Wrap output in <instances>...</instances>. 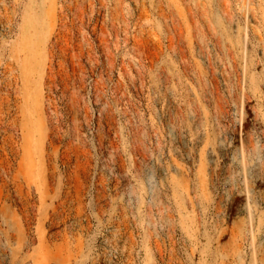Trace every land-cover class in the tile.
I'll use <instances>...</instances> for the list:
<instances>
[{
    "label": "rangeland",
    "instance_id": "374dc122",
    "mask_svg": "<svg viewBox=\"0 0 264 264\" xmlns=\"http://www.w3.org/2000/svg\"><path fill=\"white\" fill-rule=\"evenodd\" d=\"M0 264H264V0H0Z\"/></svg>",
    "mask_w": 264,
    "mask_h": 264
}]
</instances>
